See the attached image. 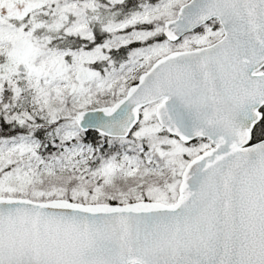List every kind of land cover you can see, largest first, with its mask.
Wrapping results in <instances>:
<instances>
[{
	"label": "water",
	"instance_id": "1",
	"mask_svg": "<svg viewBox=\"0 0 264 264\" xmlns=\"http://www.w3.org/2000/svg\"><path fill=\"white\" fill-rule=\"evenodd\" d=\"M216 20L212 44L157 59L80 131L127 139L140 111L180 143L212 148L186 166L176 202L78 203L0 196V264H264V0H189L163 24L179 42ZM18 72L25 68L19 65Z\"/></svg>",
	"mask_w": 264,
	"mask_h": 264
},
{
	"label": "rangeland",
	"instance_id": "2",
	"mask_svg": "<svg viewBox=\"0 0 264 264\" xmlns=\"http://www.w3.org/2000/svg\"><path fill=\"white\" fill-rule=\"evenodd\" d=\"M188 1L156 0L149 4L148 0H141L137 11L105 25L108 37L93 50H57L47 48L45 39L35 36L41 23L29 27L24 20L34 13L49 14L54 28L63 27L68 35L90 38L95 12L92 0H0V113L22 100L20 112L13 115L15 121L23 124L39 117L48 123L56 122L50 142L58 146V152L46 155L33 136L1 139L0 196L11 197L29 189L38 196L62 195L67 183L72 182L77 188L69 196L84 198L90 193L89 203L111 198L110 188L123 191L116 198L121 204L164 197L170 188L164 180L173 179L206 144L185 146L163 135L153 109L148 108L131 138L119 144L121 152L96 160L94 152L79 142V128L72 117L93 109L102 96H123L131 82L169 49L191 50L210 45L209 41L218 36L219 40L222 32L207 24L201 32L191 33L172 46L157 42L130 49L128 59L119 66L107 58L111 49L140 45L159 30L163 32L164 22L174 19L179 7ZM139 24L148 27L135 28ZM104 61L102 69L92 67L93 63ZM20 64L24 73L17 70ZM7 85L12 87L9 96L4 92ZM60 179L56 189L38 188ZM161 183L168 186L161 187ZM88 187L93 190L88 192Z\"/></svg>",
	"mask_w": 264,
	"mask_h": 264
},
{
	"label": "trees",
	"instance_id": "3",
	"mask_svg": "<svg viewBox=\"0 0 264 264\" xmlns=\"http://www.w3.org/2000/svg\"><path fill=\"white\" fill-rule=\"evenodd\" d=\"M92 1L95 4V12L93 14L94 20L91 23L92 36L90 38H82L79 36L68 35L64 33L62 29L63 27L54 28L52 26V22L49 19L50 17L49 14L38 15L34 13L32 17H28L24 21L28 22L29 27H31L33 23L42 24L41 27L37 28V30L35 31V36L38 38L39 37L44 38L46 41L45 44L47 48H53L57 50H77V49L93 50L94 48L101 45L105 41V39L108 37V34L106 33V30H105V25L108 22L118 21L130 15L131 13L137 11L139 9L140 4L142 3L141 0H121L118 2H110L108 0H92ZM155 1L156 0H148L149 4L155 3ZM144 26L145 25L143 24H139L135 26V28H143ZM208 26H211L213 30L218 31L219 33L222 32L221 27L219 26L216 20L210 21L208 23ZM145 27H148V26H145ZM201 31H202V27L195 32L199 33ZM185 37H183L181 40H183ZM218 37L213 38L209 42H212V43L213 41L215 42V40H217ZM157 42H160V43L166 42L169 46L174 45V44L168 43L163 37L162 32L159 30L156 36L149 37L144 42H141L140 45L138 43L136 44L134 43L128 46H123L117 49L109 50L107 52V58L110 61H112L115 65L119 66L122 63L126 62V60L128 59L130 49H137V48L147 46V45H150L152 43H157ZM169 50L170 51H168L167 54L172 52L171 49ZM174 51H179V50H174ZM105 63H106L105 61L101 62L100 64H97L95 62L92 64V67H95V68L98 67V69H102V66H104ZM11 91H12V87L9 85H7L4 88V92L8 96L9 94H11ZM22 96L24 98V94ZM123 96H118L115 93L112 95L110 99H106L104 96H102L99 100H97V105L93 109L99 108V107L112 106L118 100H120ZM6 99H7L6 102H9V97H6ZM22 102H23L22 100L20 102L18 101V104H15L7 112L5 111V112L0 113V140L1 139H12L20 135L33 136L42 144L40 149L44 151L43 154L47 155V154H52L54 152H58L57 151L58 146H54L50 142V136L54 133L55 127L57 125L56 122L48 123L47 120H44L39 117H36L34 122H27L23 124H19L18 122L15 121V119L13 118V115L14 113L16 114L17 112H20L21 109L19 105H21ZM140 115H142V113ZM72 119L73 121H76L75 115L72 117ZM155 122L157 123L156 120ZM138 125L136 126V128L138 127ZM136 128L134 129V131L136 130ZM160 129L163 135L170 137L163 128L160 127ZM130 138H131V135L127 139H108V138H104L98 135L95 132L84 133L80 130H79V135H78L79 142L82 143L86 148L94 152L96 156V160H102V159L104 160L113 154L120 153L121 148H119V144L121 142L129 140ZM173 139H176V138H173ZM262 139H264V109H263L262 119L257 125H255L252 131V142L253 143L260 141ZM201 141L202 140H200L199 142L201 143ZM122 151H124V149ZM90 163L92 164L93 162L90 161ZM61 181L62 179L54 182L53 184H47L42 187L39 186L38 188L40 189V191H50L52 189H56V187L59 184H61ZM73 185L74 183L72 182L67 183V190L62 195L53 194L49 196H38L37 194H32L35 192H33L32 189H29L25 193H22V194L15 193L11 197L30 198L31 200H34V201H46V200H51V199H66V200H71V201L78 202V203H89L90 201L88 200V195H90V193L87 194V196H85L84 198L82 196H78L76 198L69 196L68 193L70 192L72 195L73 190L77 188V185H74V186ZM48 186H51V188ZM122 189L125 190V187H122ZM92 190H93L92 187H88V192H91ZM120 192L123 193V191L118 188L117 190L110 188V191L108 192V194L111 196V198L103 200V202H99V203L121 204L116 199L117 193H120ZM131 201L132 200H129L128 202H131Z\"/></svg>",
	"mask_w": 264,
	"mask_h": 264
},
{
	"label": "flooded vegetation",
	"instance_id": "4",
	"mask_svg": "<svg viewBox=\"0 0 264 264\" xmlns=\"http://www.w3.org/2000/svg\"><path fill=\"white\" fill-rule=\"evenodd\" d=\"M164 56H165V55H164ZM261 73H264V67H263L260 71L256 72L255 75H259V74H261ZM140 75H141V74H140ZM140 75H139V76H140ZM139 76H138V78H139ZM138 78H137L136 80H134L133 82L136 83V81L138 80ZM133 82H131V84L128 86V88H129L131 85L134 84ZM132 83H133V84H132ZM158 104H159V103H156V104H152V105H149V106L145 107L144 109H142V110L140 111V114H141V113L143 114L144 110H146V109H148V108H152L153 111H154L153 116H154V119L156 120V118H155V110H156V106H157ZM263 109H264V106L260 109V113L262 114V117H263ZM141 117H142V115H140V120H141ZM261 119H262V118H261ZM140 120H139V122H140ZM200 140H202V141H201L202 144H206L205 148L202 149V150H200L199 152H197L194 156L190 157V160H188V163L186 164V166H187V165L189 164V162H190L191 160H193L195 157H197V156L200 155L201 153H204L205 151H207V150H209L210 148H212V144H211L208 140H205V139H198V140H195V141H193L192 143L187 144V145H185V146L201 144V143L199 142ZM186 166L183 168L182 171L176 173V174L174 175L173 179H171V180H167V179H165V180H164V182L169 183L170 188L166 191L165 195H163L164 197H161V198H160V200H157V198H156V199H154V198H152V199L147 198V199H141V200H135V201H154V202H160V203H163V204H166V205H169V204H172V203L176 202V200H177V198H178V194H179L178 191H179V185H180V183H181V177H182V174H183V172H184ZM166 183H163V184L161 183V184L163 185V186L161 185V187H164V185H166V187H167L168 185H167ZM135 201H131V202H135ZM127 203H130V202H127ZM123 204H124V203H123ZM125 204H126V203H125Z\"/></svg>",
	"mask_w": 264,
	"mask_h": 264
}]
</instances>
